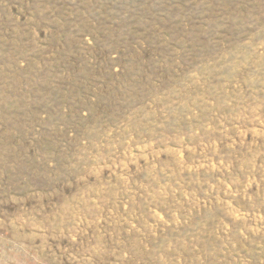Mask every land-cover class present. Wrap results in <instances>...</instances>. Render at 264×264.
I'll use <instances>...</instances> for the list:
<instances>
[{
    "label": "rangeland",
    "instance_id": "rangeland-1",
    "mask_svg": "<svg viewBox=\"0 0 264 264\" xmlns=\"http://www.w3.org/2000/svg\"><path fill=\"white\" fill-rule=\"evenodd\" d=\"M0 264H264V0H0Z\"/></svg>",
    "mask_w": 264,
    "mask_h": 264
}]
</instances>
